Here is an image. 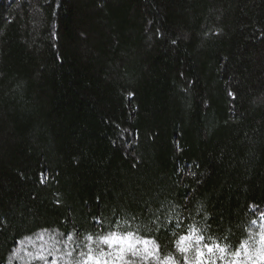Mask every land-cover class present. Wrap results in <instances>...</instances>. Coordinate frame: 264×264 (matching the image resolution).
I'll return each instance as SVG.
<instances>
[{
  "label": "trees",
  "instance_id": "1",
  "mask_svg": "<svg viewBox=\"0 0 264 264\" xmlns=\"http://www.w3.org/2000/svg\"><path fill=\"white\" fill-rule=\"evenodd\" d=\"M128 232L261 248L264 0H0V264Z\"/></svg>",
  "mask_w": 264,
  "mask_h": 264
},
{
  "label": "rangeland",
  "instance_id": "2",
  "mask_svg": "<svg viewBox=\"0 0 264 264\" xmlns=\"http://www.w3.org/2000/svg\"><path fill=\"white\" fill-rule=\"evenodd\" d=\"M126 236V235H125ZM261 238V248L259 250L250 251L245 254H241L239 252V256L234 255H225L228 253V251H221V255L218 256V254L212 256V253H209L208 250H201V249H190L191 241L188 239H185L181 244V248L187 249V251H184V261L185 264H264V232L260 235ZM50 238L45 235H40L36 239H34V243L30 246V249L33 248L37 249L38 251H42V253L39 252L38 256L39 259H46L47 261L44 262L47 264H74L72 261H68L65 256H60L62 259V263L57 261L60 259L59 256H54L50 253L55 250H59V245L65 244L64 242H50ZM144 239H138L136 237H132V243L134 245L133 248L129 249L125 245H115L110 246L106 245L103 241V239L97 242L101 244L104 251L102 252V255L99 253L95 254V256L90 255L88 259L84 260L82 263L79 264H96V260L99 259L101 261V264H103L104 260L108 261V264H122L126 261L127 257H138V259H141L143 262H147L149 260H156L157 258V249L153 242L148 241L147 245L143 243ZM137 241H140L137 243ZM59 243V244H58ZM96 243V242H95ZM123 248L124 251H119L118 249ZM198 250L203 251L204 255L201 257L198 255ZM181 251V249H180ZM195 252V255L190 257L189 252ZM182 252V251H181ZM28 254L30 253H24V256L27 258ZM103 255H106L107 257H104ZM54 257L57 260H54ZM91 257V258H90ZM160 264H177L173 260H165V261H159L156 260ZM70 262V263H69Z\"/></svg>",
  "mask_w": 264,
  "mask_h": 264
},
{
  "label": "snow or ice",
  "instance_id": "3",
  "mask_svg": "<svg viewBox=\"0 0 264 264\" xmlns=\"http://www.w3.org/2000/svg\"><path fill=\"white\" fill-rule=\"evenodd\" d=\"M133 235H134V233H132V232H128L126 236H121V235H118L116 233H112L111 235L104 236L103 237V241H104V243L106 245L115 246V245H118L119 244V245H125L127 248L131 249V248L134 247V245L132 243V237H133ZM182 239H188V237H183ZM200 239L203 240L204 237H200ZM139 242L140 241H137V243H139ZM143 243L145 245H147L148 239L145 238L143 240ZM217 247H218V245H217ZM118 250L121 251V252L124 251L123 248H120ZM207 250H208L209 253H211L213 251V246L212 245H208L207 246ZM220 250L222 252L224 251L223 248H221ZM181 251L184 252V251H187V249L181 248ZM234 254L236 256H239V253L238 252H236ZM198 255L202 257L204 255L203 251L198 250ZM96 264H101V261L99 259H97L96 260ZM103 264H108V261L107 260H104L103 261Z\"/></svg>",
  "mask_w": 264,
  "mask_h": 264
},
{
  "label": "bare ground",
  "instance_id": "4",
  "mask_svg": "<svg viewBox=\"0 0 264 264\" xmlns=\"http://www.w3.org/2000/svg\"><path fill=\"white\" fill-rule=\"evenodd\" d=\"M252 225V224H251ZM195 250V249H194Z\"/></svg>",
  "mask_w": 264,
  "mask_h": 264
}]
</instances>
